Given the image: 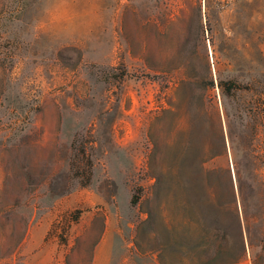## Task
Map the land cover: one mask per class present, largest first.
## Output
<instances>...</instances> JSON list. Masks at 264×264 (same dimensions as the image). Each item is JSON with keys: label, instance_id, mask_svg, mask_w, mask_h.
Returning a JSON list of instances; mask_svg holds the SVG:
<instances>
[{"label": "rangeland", "instance_id": "1", "mask_svg": "<svg viewBox=\"0 0 264 264\" xmlns=\"http://www.w3.org/2000/svg\"><path fill=\"white\" fill-rule=\"evenodd\" d=\"M94 259L264 264V0H0V264Z\"/></svg>", "mask_w": 264, "mask_h": 264}, {"label": "trees", "instance_id": "2", "mask_svg": "<svg viewBox=\"0 0 264 264\" xmlns=\"http://www.w3.org/2000/svg\"><path fill=\"white\" fill-rule=\"evenodd\" d=\"M239 237H240V240H241V241H239V245H240V249L241 250H240V254H239L238 258H237L238 261L242 260V258H243L246 237L250 240V231H249L248 226L246 228V232L243 230V228L240 229Z\"/></svg>", "mask_w": 264, "mask_h": 264}, {"label": "crops", "instance_id": "3", "mask_svg": "<svg viewBox=\"0 0 264 264\" xmlns=\"http://www.w3.org/2000/svg\"><path fill=\"white\" fill-rule=\"evenodd\" d=\"M100 262L97 259H94L90 264H99ZM107 264V262H105Z\"/></svg>", "mask_w": 264, "mask_h": 264}]
</instances>
